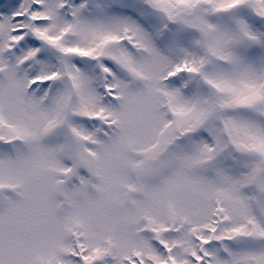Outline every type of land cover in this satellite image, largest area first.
Here are the masks:
<instances>
[{
    "label": "snow or ice",
    "instance_id": "1",
    "mask_svg": "<svg viewBox=\"0 0 264 264\" xmlns=\"http://www.w3.org/2000/svg\"><path fill=\"white\" fill-rule=\"evenodd\" d=\"M0 264H264V0H0Z\"/></svg>",
    "mask_w": 264,
    "mask_h": 264
}]
</instances>
